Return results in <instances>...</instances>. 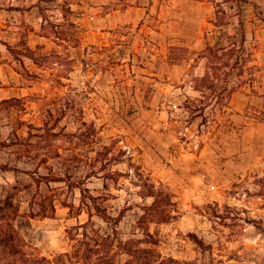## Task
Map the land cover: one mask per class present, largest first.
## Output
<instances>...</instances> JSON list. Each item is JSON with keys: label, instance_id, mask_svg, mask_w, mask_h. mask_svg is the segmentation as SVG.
Returning <instances> with one entry per match:
<instances>
[{"label": "rangeland", "instance_id": "obj_1", "mask_svg": "<svg viewBox=\"0 0 264 264\" xmlns=\"http://www.w3.org/2000/svg\"><path fill=\"white\" fill-rule=\"evenodd\" d=\"M107 236L264 264V0H0V264Z\"/></svg>", "mask_w": 264, "mask_h": 264}, {"label": "trees", "instance_id": "obj_2", "mask_svg": "<svg viewBox=\"0 0 264 264\" xmlns=\"http://www.w3.org/2000/svg\"><path fill=\"white\" fill-rule=\"evenodd\" d=\"M179 50H183V49L179 48ZM220 50H222V49H219V51ZM207 51H209L212 54V56H216V54H217V51L213 50L212 47H208ZM236 51L237 50H235V52ZM231 52H234V51H231ZM207 60H210V58L208 57ZM234 65H236V63L231 65L232 70L234 69ZM47 180L56 181V182L62 181V179H49V178H47ZM79 186H81V185H79ZM79 186H77V187H79ZM80 188L83 192H86V190H87V189H82V187H80ZM95 209L98 212V215L101 216V218L104 219L105 221L112 220V218L109 217L105 212H103L98 205H95ZM109 240H110L109 236H107L105 238L100 237L99 240L94 239L93 244L89 245L88 243H86L88 248L86 249V251L83 252V254L81 256L77 255L73 258L80 259L87 264H132L130 262L121 263V262H117L115 260V256L113 254L114 244L109 243ZM127 253L131 256H134V253L131 249L127 250Z\"/></svg>", "mask_w": 264, "mask_h": 264}]
</instances>
